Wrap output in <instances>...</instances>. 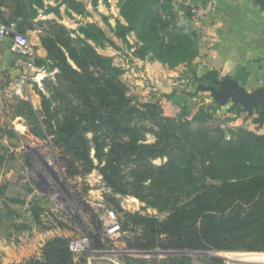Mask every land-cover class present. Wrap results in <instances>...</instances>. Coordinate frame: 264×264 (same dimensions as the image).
<instances>
[{
  "label": "trees",
  "instance_id": "1",
  "mask_svg": "<svg viewBox=\"0 0 264 264\" xmlns=\"http://www.w3.org/2000/svg\"><path fill=\"white\" fill-rule=\"evenodd\" d=\"M46 1L0 0V22L26 34L34 29ZM90 1L96 6L108 0ZM117 1L125 21L117 22V36L126 39L135 34L144 56L169 64L197 57L195 39L176 36V26L154 7L158 1ZM164 1L162 7L172 11L170 1ZM63 4L79 16L88 11L78 0H63ZM48 24L50 29L40 37L47 57L39 64L48 62L59 70L64 89L55 93L62 105L53 109L52 101L44 97L40 113L31 103L21 102L16 117L29 121L34 135L52 137L77 174L95 168L94 152L112 192L169 212L162 223L133 217L137 225H144L143 230L152 232L146 244L137 247L264 252V136L239 128L230 129L227 139L222 129L206 126L208 115L203 112L188 121L179 115L166 116L159 103H134L120 81L122 71L89 43L103 46L109 40L104 31L91 24L81 29L84 38L74 39L64 26ZM194 122L199 124L197 129L192 127ZM147 133L153 134V143H148ZM158 159L167 161L156 165ZM71 254L69 246L57 239L46 245L43 259L22 264H72Z\"/></svg>",
  "mask_w": 264,
  "mask_h": 264
},
{
  "label": "rangeland",
  "instance_id": "2",
  "mask_svg": "<svg viewBox=\"0 0 264 264\" xmlns=\"http://www.w3.org/2000/svg\"><path fill=\"white\" fill-rule=\"evenodd\" d=\"M78 1L87 6L84 16L71 13L63 0H49L40 11L37 25L43 34L50 29L49 22H56L69 30L74 39L84 38L81 29L91 24L104 31L109 40L103 42V46L89 43L100 55L112 58L114 67L122 71L120 81L129 89L134 103H159L166 116L179 115L188 121H194L195 116L203 112L208 115L206 126L222 129L227 139L231 138L230 129L239 128L264 136V109H254L250 113L232 97L217 99L220 86L216 81L220 79L209 76L208 67L203 71L198 65V58L203 59L201 48L207 46L205 34L209 28L213 34L217 21L214 11L199 17L189 12L190 4L203 2L169 0L170 11L162 7L164 0H154L159 2L154 7L160 15L169 18L178 29L176 36H192L198 46L194 60L169 64L155 61L151 55L144 56L140 51L142 43L135 34H129L126 39L117 36V22L125 24L117 0L101 1L96 6L89 0ZM45 59L38 55L33 66L28 98L0 100V264L41 260L46 245L57 239L68 246L76 240L87 241L83 251L71 252L72 264H264V255H258L264 252L257 251L137 247L146 244L145 239L152 232L148 228L143 230L144 225H137L133 217L156 218L162 223L169 212H160L134 196L112 192L103 180L94 152L95 168L89 173L77 174L69 168L62 149L53 143L52 137L43 139L34 135L30 122L16 117L21 102L31 103L40 113L43 112L44 97L52 101L53 109L62 105L55 93L64 89L58 78L59 70L48 62L40 65V60ZM158 63L163 66L154 67ZM154 73L156 77H151ZM20 75L8 82L1 81L0 88L11 86ZM192 127L197 129L199 124L194 122ZM146 139L148 143L155 141L152 133H147ZM166 161L158 159L154 163L162 165ZM77 168L83 172L80 165ZM106 210L115 211L119 217L121 230L117 235L107 233L102 220Z\"/></svg>",
  "mask_w": 264,
  "mask_h": 264
},
{
  "label": "crops",
  "instance_id": "3",
  "mask_svg": "<svg viewBox=\"0 0 264 264\" xmlns=\"http://www.w3.org/2000/svg\"><path fill=\"white\" fill-rule=\"evenodd\" d=\"M191 1H210L216 7L213 42L209 47L201 48L203 59L198 58L199 67L203 71H206V67L221 68L249 94H254L256 89H264V0ZM37 20L36 23L39 22ZM26 35L39 57H47L40 43V27L36 24ZM18 61L19 58L10 52L8 43H0V82L14 80L21 74ZM158 65L163 66L158 63L154 67L159 68ZM150 76L156 77V74Z\"/></svg>",
  "mask_w": 264,
  "mask_h": 264
},
{
  "label": "built area",
  "instance_id": "4",
  "mask_svg": "<svg viewBox=\"0 0 264 264\" xmlns=\"http://www.w3.org/2000/svg\"><path fill=\"white\" fill-rule=\"evenodd\" d=\"M189 9V12L194 17H199L213 11L215 12L214 4L212 2L195 5L190 4ZM204 41L207 43L208 47L212 44L213 37L211 28L206 32ZM5 42L8 43L10 52L19 58L18 67L21 69V75L11 86L0 88V100L2 98L12 97L21 101L28 98V83L30 81L31 71L34 68L33 66L36 65L38 53L27 35L16 32L13 28L0 22V43ZM209 73H215L220 80L228 77L221 68L209 67ZM102 220L109 235H117L120 233L121 223L115 211L106 210ZM86 247V240H76L69 244V249L72 253H79Z\"/></svg>",
  "mask_w": 264,
  "mask_h": 264
},
{
  "label": "water",
  "instance_id": "5",
  "mask_svg": "<svg viewBox=\"0 0 264 264\" xmlns=\"http://www.w3.org/2000/svg\"><path fill=\"white\" fill-rule=\"evenodd\" d=\"M220 86L216 98L221 100L236 99L237 103L245 106L250 113L254 109H264V89L257 91L254 94H249L244 88L237 84L233 79H225L216 81Z\"/></svg>",
  "mask_w": 264,
  "mask_h": 264
},
{
  "label": "bare ground",
  "instance_id": "6",
  "mask_svg": "<svg viewBox=\"0 0 264 264\" xmlns=\"http://www.w3.org/2000/svg\"><path fill=\"white\" fill-rule=\"evenodd\" d=\"M258 255H264V254H258ZM258 255H247V256L244 255V257H257Z\"/></svg>",
  "mask_w": 264,
  "mask_h": 264
}]
</instances>
